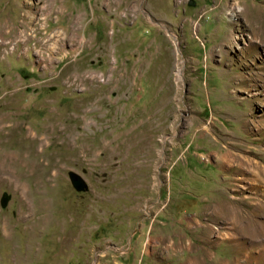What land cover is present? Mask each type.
Wrapping results in <instances>:
<instances>
[{"label":"rangeland","instance_id":"obj_1","mask_svg":"<svg viewBox=\"0 0 264 264\" xmlns=\"http://www.w3.org/2000/svg\"><path fill=\"white\" fill-rule=\"evenodd\" d=\"M253 17L264 0H0V264H264L218 212L264 220Z\"/></svg>","mask_w":264,"mask_h":264},{"label":"bare ground","instance_id":"obj_2","mask_svg":"<svg viewBox=\"0 0 264 264\" xmlns=\"http://www.w3.org/2000/svg\"><path fill=\"white\" fill-rule=\"evenodd\" d=\"M255 22H258V29L254 31L253 35H250V42H252V44L254 43V41H256L257 39L259 40V42H264V18H255L253 17ZM261 21L263 23H261ZM236 36L239 35H235L233 37V41H235ZM92 79V78H91ZM28 160V159H27ZM218 212L220 215H223V217H228L230 216L231 218H233L234 223L237 225L236 227L240 228L239 229V234L242 235L243 237H250L254 240H261L262 244H260V251H264V220H257L255 217L257 216V207H255L252 210V213L250 215L251 219H256V225L251 226V224H253L251 221H244V224H241V220L238 217L239 211L237 208L232 207V205L227 206V209L225 210L222 206L218 208ZM248 216V215H247ZM259 253V252H258Z\"/></svg>","mask_w":264,"mask_h":264},{"label":"water","instance_id":"obj_3","mask_svg":"<svg viewBox=\"0 0 264 264\" xmlns=\"http://www.w3.org/2000/svg\"><path fill=\"white\" fill-rule=\"evenodd\" d=\"M70 178L76 187H78V188H84L85 187V183L77 175L71 174Z\"/></svg>","mask_w":264,"mask_h":264}]
</instances>
